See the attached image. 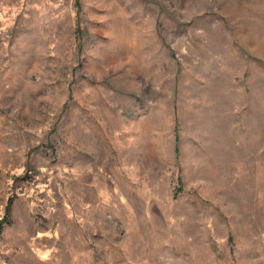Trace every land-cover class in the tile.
<instances>
[{"label":"rangeland","instance_id":"374dc122","mask_svg":"<svg viewBox=\"0 0 264 264\" xmlns=\"http://www.w3.org/2000/svg\"><path fill=\"white\" fill-rule=\"evenodd\" d=\"M2 221L0 264H264V0H0Z\"/></svg>","mask_w":264,"mask_h":264},{"label":"crops","instance_id":"0c3cea01","mask_svg":"<svg viewBox=\"0 0 264 264\" xmlns=\"http://www.w3.org/2000/svg\"><path fill=\"white\" fill-rule=\"evenodd\" d=\"M107 105H108V103H106L105 101H104V107H107ZM106 109V108H105ZM113 117H114V119H115V121L116 122H120V126L122 127V129L125 127V126H127L128 127V130L130 131V132H134V131H136V128L135 127H133V119L132 118H128L129 120H126V118L125 117H122L120 120L118 119V114H117V112H115L114 113V115H113ZM121 117V116H120ZM140 120H142V119H140ZM139 120V121H140ZM143 121L146 123L147 122V117L146 116H144V119H143ZM100 122V132H99V134H97V135H99L100 137H102L101 138V141L100 142H102V139H104V147H103V145H101L102 147H100V150H101V154H104V163L106 162V161H109L110 163H112V164H115V163H117V160H116V157L115 156H111V154H112V152L109 150V147L107 146L108 144H107V142H108V131H107V128H106V125H105V120H104V127H103V122L102 121H99ZM85 124H84V128H85V130H88V131H92V128H93V125H92V123L91 122H89L88 124H87V122H84ZM118 124V123H117ZM95 130V132H98L97 131V129H94ZM117 133H118V129H116L115 130ZM155 131H153V136L155 137ZM102 144V143H101ZM75 151H77V149H75L74 148V152ZM132 152H133V150H132ZM116 154H117V152H116ZM114 155V154H113ZM116 167H118V166H116Z\"/></svg>","mask_w":264,"mask_h":264},{"label":"trees","instance_id":"16d2710c","mask_svg":"<svg viewBox=\"0 0 264 264\" xmlns=\"http://www.w3.org/2000/svg\"><path fill=\"white\" fill-rule=\"evenodd\" d=\"M7 222H8V221H7ZM3 223H4V221L0 222V228L2 227Z\"/></svg>","mask_w":264,"mask_h":264}]
</instances>
